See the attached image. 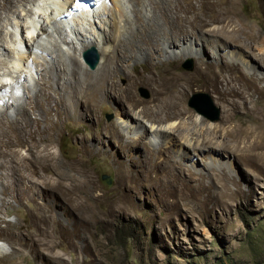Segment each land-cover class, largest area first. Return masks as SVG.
<instances>
[{
	"label": "rangeland",
	"instance_id": "1",
	"mask_svg": "<svg viewBox=\"0 0 264 264\" xmlns=\"http://www.w3.org/2000/svg\"><path fill=\"white\" fill-rule=\"evenodd\" d=\"M173 1L152 4L155 18L140 32L200 48L204 61L214 59L212 73L226 78L211 87L197 72L199 63L188 56L168 65L189 76L185 108L196 120L201 117L203 125L214 126L212 153L192 158L196 168L205 161V169L198 176L168 171L161 178L164 185L142 181L141 186L137 179L127 180L116 170L113 146L105 138L103 145L93 140L101 129L109 130L116 112L101 107L91 122L78 119L79 107L72 108L73 117L59 126L46 146L44 152L49 153L35 155L32 190L26 189L30 173L21 167L32 161L26 144L15 148L19 159L8 148L5 156L0 154V171L8 174L3 182L9 176L14 180L11 192L0 194L6 201L0 206V264H264V94H251V84L244 89L237 71L220 70V60L215 59L223 50L248 60L256 56L257 85L264 88V0ZM81 54L82 64L91 70ZM14 57L7 66L15 67L16 74L21 62ZM144 68L135 65V70ZM3 71L6 67L0 74ZM24 73L33 87L36 76ZM230 86L244 96H226ZM10 88L5 87L18 103L20 89ZM138 95L150 98L145 87ZM213 109L219 115L210 121ZM200 128L189 127L198 140L204 136ZM238 132L241 137L236 140ZM110 143L114 145L113 139ZM139 172L146 175L143 168ZM103 176H109L110 183Z\"/></svg>",
	"mask_w": 264,
	"mask_h": 264
},
{
	"label": "bare ground",
	"instance_id": "2",
	"mask_svg": "<svg viewBox=\"0 0 264 264\" xmlns=\"http://www.w3.org/2000/svg\"><path fill=\"white\" fill-rule=\"evenodd\" d=\"M94 3L98 5L91 12L76 14L73 0H0V69L6 67L0 74V154L5 156L8 148L12 155H17L15 148L26 144L33 154L32 161L21 167L30 173L26 189L32 190L37 176L36 156L49 153L44 152L46 146L53 142L59 126L73 117L72 108L79 107L78 119L93 122L98 109L110 106L118 117L109 130L95 133L93 140L99 139L98 143L103 145L105 138L113 146L115 151L111 155L122 177L130 181L137 179L142 186V181L164 185L161 178L168 171L198 176L207 163L201 161L203 167L196 168L192 158L194 155L204 158L205 153H212L214 126L203 125L201 117L196 120L185 108L184 99L191 85L189 76L176 72L175 65H168L188 56L199 63L197 72L203 81L208 79L211 87L213 82H226V78L212 73L214 59L204 61L200 48L141 34L140 30L149 27L155 18L151 5L173 4V0H95ZM64 12L69 15L66 23L61 17ZM87 49H94L99 57L91 70L79 59V54ZM218 54L214 57L220 60V70L237 71V81L244 89L251 84V94H264V88L257 85L260 78L255 74L256 56L249 55L248 60L232 50ZM14 55L21 62L16 74L15 67L7 66ZM136 64L145 68L135 70ZM27 71L36 76L33 87L28 85L24 73ZM120 80L124 82L120 84ZM8 85L20 89L22 98L18 103L14 101L13 91L5 89ZM140 87L149 91L148 100L138 95ZM224 92L226 96L245 94L233 91L231 86ZM8 108L11 111L6 113ZM189 127H199L204 136L200 140L194 138L197 134ZM239 137L238 132L235 139ZM112 139L114 145L110 143ZM174 145L177 147L173 151ZM208 158L212 160L209 155ZM184 160L190 163L186 165ZM2 164L0 159V168ZM139 168L146 175L143 172L141 175ZM150 172L155 175L150 176ZM7 175L0 171L2 196L11 192L14 183L11 176L3 182ZM5 204V199L0 197V206Z\"/></svg>",
	"mask_w": 264,
	"mask_h": 264
},
{
	"label": "water",
	"instance_id": "3",
	"mask_svg": "<svg viewBox=\"0 0 264 264\" xmlns=\"http://www.w3.org/2000/svg\"><path fill=\"white\" fill-rule=\"evenodd\" d=\"M81 58L82 60L84 61L85 64L88 65V67L90 69H93L96 65V63L98 62V55L97 53L95 52L94 49H87L85 51L82 52L81 54ZM202 97L206 98L209 106L211 108H214L212 106V102H211V99L208 97V95H205V94H202L201 95ZM190 106H192L194 109H196L198 112H202L198 107L194 106L193 103H190ZM218 115H219V111L217 109H213V114L210 116V121H214V120H217L218 119ZM107 183H110V177L109 176H103V178Z\"/></svg>",
	"mask_w": 264,
	"mask_h": 264
},
{
	"label": "clouds",
	"instance_id": "4",
	"mask_svg": "<svg viewBox=\"0 0 264 264\" xmlns=\"http://www.w3.org/2000/svg\"><path fill=\"white\" fill-rule=\"evenodd\" d=\"M81 1L82 0H73V5H74V9H75L76 14H79L81 12L86 13L87 11L91 12L92 9L98 5V4L94 3L95 0H92V5H90V6L87 4L81 3ZM61 17H62V20L66 23V19L69 17V15H68V13L64 12V13H62Z\"/></svg>",
	"mask_w": 264,
	"mask_h": 264
}]
</instances>
